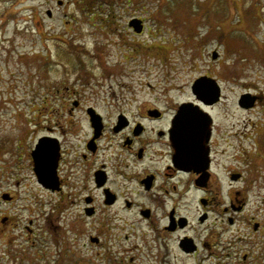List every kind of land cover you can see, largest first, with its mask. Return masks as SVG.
Instances as JSON below:
<instances>
[{"label": "rangeland", "instance_id": "obj_1", "mask_svg": "<svg viewBox=\"0 0 264 264\" xmlns=\"http://www.w3.org/2000/svg\"><path fill=\"white\" fill-rule=\"evenodd\" d=\"M133 17L143 21L141 34L129 29ZM213 52L220 53L218 60ZM206 74L222 89L214 114L229 130L228 158L239 162L247 179L253 176L249 187L235 185L246 188V212L262 229L254 237L240 222L230 228V241L243 240L237 243L239 257L230 254L227 261L240 264L242 252L262 251L259 264H264V151L256 153L255 147L264 143V101L243 111L236 106L243 94L264 95V0H0V192L12 190L15 196L0 213L8 210L16 219L7 231L0 225V264H118L121 259L127 264L123 251L132 244L140 248L129 252L134 257L129 264H150L135 237L141 226L133 230L132 244H105L109 259L88 244V221L79 222L83 233L64 230L65 221L58 222L51 209L57 197L31 182L27 152L37 134L33 123L45 124L48 108H58L57 89L69 88L83 106L109 116L117 111L114 94L133 112L143 104L175 105L190 99L192 81ZM245 154L251 158L248 168L240 164ZM29 219L32 244L22 228Z\"/></svg>", "mask_w": 264, "mask_h": 264}, {"label": "flooded vegetation", "instance_id": "obj_2", "mask_svg": "<svg viewBox=\"0 0 264 264\" xmlns=\"http://www.w3.org/2000/svg\"><path fill=\"white\" fill-rule=\"evenodd\" d=\"M215 53L214 60H218L220 53ZM202 77L213 79L207 74L198 76L191 83L190 99L165 107L143 104V109L140 105L133 112L125 107L124 97L117 102L114 94L117 111L109 116L93 105L83 106L69 88L64 92L57 89L56 93L62 94H58V108H48L45 124L33 123L37 134L27 152L31 182L38 191L57 197L51 209L56 210L58 222L65 221L64 230L83 233L80 223L88 221L92 228L88 244L97 255L109 259L107 242L132 244L133 230L141 226L135 237L141 238L150 264H229L230 254L239 257L237 243L243 240L237 236L230 241L229 229L240 222L254 237L262 231L260 222L246 212V188L236 186L245 182L249 187L247 182L253 176L247 179L239 162L229 160V130L222 129L214 114L223 100L221 86L214 79L220 88L214 100L194 93L193 84ZM252 95L255 105L264 101V95ZM183 106L207 114L203 116L207 122L200 124L199 117L181 116ZM236 106L246 109L239 99ZM178 120L196 123L178 124ZM40 140L44 143L37 149ZM255 147L256 153L264 151V143H255ZM39 158L44 165L37 167ZM250 159V155H243V168L249 167ZM38 175H43L44 182ZM14 201L12 190L0 192V210ZM69 215L78 221L69 224ZM15 220L8 210L1 211L4 231L12 223L16 225ZM33 224L29 219L22 226L30 244L35 238ZM60 240L58 245L66 251ZM132 246L123 251L127 264L134 259L127 256L129 252L140 248ZM260 257L262 251L258 256L244 251L238 260L240 264H259ZM121 260L118 264H124Z\"/></svg>", "mask_w": 264, "mask_h": 264}, {"label": "water", "instance_id": "obj_3", "mask_svg": "<svg viewBox=\"0 0 264 264\" xmlns=\"http://www.w3.org/2000/svg\"><path fill=\"white\" fill-rule=\"evenodd\" d=\"M47 15L50 16V12H47ZM129 26L132 27V29L134 30L135 33L137 34H141L142 30H143V24H142V21L139 20V19H133L130 21L129 23ZM217 56H216V53L213 52L212 54V58L215 59ZM219 86L217 84V82L214 80V79H208V78H200L198 79L194 84H193V87H192V90L194 93H197V94H200L201 96H204L206 98H209L210 100H214L215 96L216 98H218L219 96ZM255 100H256V97L249 94V93H246V94H243L239 100V104L240 106L244 107V108H250V107H253L254 103H255ZM191 108H189L188 106H183L182 109H181V116H188V117H199L200 118V121L199 123H206L207 121L204 120V117L203 116H207V114L203 113H200L198 111H193V110H190ZM196 123L194 121H181V120H178V124H186V123ZM43 140H40L38 146H37V149L41 148V146L43 145ZM34 158H35V155H34ZM41 158L37 159L36 160V165L37 167H40V166H43L44 163L41 162ZM42 171L38 172L41 173ZM39 177V180L41 182H44L45 179H42L43 178V175ZM3 199H8L5 195L2 196Z\"/></svg>", "mask_w": 264, "mask_h": 264}]
</instances>
